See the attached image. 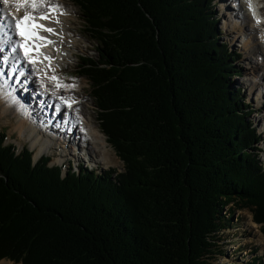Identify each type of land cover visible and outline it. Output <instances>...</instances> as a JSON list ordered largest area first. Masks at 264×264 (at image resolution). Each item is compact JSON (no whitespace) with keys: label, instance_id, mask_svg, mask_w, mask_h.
Wrapping results in <instances>:
<instances>
[{"label":"trees","instance_id":"obj_1","mask_svg":"<svg viewBox=\"0 0 264 264\" xmlns=\"http://www.w3.org/2000/svg\"><path fill=\"white\" fill-rule=\"evenodd\" d=\"M73 1L98 53L79 73L123 170L64 171L1 131L0 258L211 264L232 226L225 205L249 206L264 225L258 135L229 84L239 52L218 41L214 0Z\"/></svg>","mask_w":264,"mask_h":264},{"label":"bare ground","instance_id":"obj_2","mask_svg":"<svg viewBox=\"0 0 264 264\" xmlns=\"http://www.w3.org/2000/svg\"><path fill=\"white\" fill-rule=\"evenodd\" d=\"M50 2L52 4H59L65 13L59 14L53 12L51 15L54 17V20L46 21V25L53 28L56 34H44V36L54 43L45 44L41 42L40 44L43 45L41 47V53L50 56L52 58L51 62L49 63L48 60L43 59V55L36 53L32 54L33 59L37 61L35 65L29 64L27 59L28 65L26 61H24V64L20 63L18 65L16 62L19 60L20 53L24 54L23 51L19 52L17 50V53L10 54L8 51L10 44L12 45V39L15 36V20L13 19V15L23 17L24 10L17 11L14 6L15 0H9V4L7 5L3 3V0H0V29H3L2 34H0V47L4 49L0 52V57L2 55L5 57L8 53L7 57L9 58L6 63H0V72L3 73L0 75V111L3 114H7V112L14 114L18 117L15 122L18 123L17 126L22 124L30 114L26 109L25 102L18 98L19 94L17 92L18 90H24L29 94V89H25V87L31 83L39 93V96L32 98L33 101L37 100L39 104L42 100V104L39 106L42 108V113L46 118H43L45 125L53 127V131L58 134L72 135V139H74L76 145L80 144L83 146H78L79 149L77 150V155H75L67 147L62 148H65L70 153L62 152V148H59V145L55 142L42 140L39 145H35L41 140L40 137L38 138L35 135L29 134L28 131L21 133L19 131L20 127H18L17 129L20 134L27 133V138L31 139L30 148L34 151L35 158L41 155L46 149L52 148V150L56 151L55 160L65 161L68 157H74L75 161H77V167L83 166L87 160H91L88 162L94 165H98V163L102 166L115 164V153L108 145L106 137L99 125L95 122V117L89 111L92 108V103L88 98H84L83 95L84 87L87 86V78L80 77L78 80L73 81H65L63 79L64 73L62 71L70 64L71 57L74 53L72 49L80 44V37L73 30L76 10L65 0H50ZM249 3L252 5V10L249 9ZM220 6L224 8V11L230 9L227 11V17L224 19L225 26L231 28L236 40H241L242 46L249 56L246 57L248 59L247 69L249 68L252 73L249 79H246L245 86L248 93L251 94V97L256 100V108L261 109V116L259 115L261 124L259 128L264 129V0H232V3L229 5L225 6L223 3ZM233 7L239 12L234 11ZM46 10L43 9L41 11ZM253 10L255 11V15H253ZM55 20H58L59 23H56ZM257 20L260 23H257ZM243 35H245V39ZM25 65L26 70L21 68ZM15 66L18 67H16L17 70L14 72L12 68ZM254 68L255 70H260L255 72L253 70ZM7 69L8 73L6 72ZM53 75L58 78L62 85H74V87L57 88L56 81L51 79ZM18 85L23 87L17 88ZM53 91L56 92L55 96L52 95ZM59 97H64L68 103L72 104V107L69 108L67 103H62ZM50 103H52L53 112L56 111L58 104L62 106L64 114L68 113L70 120L67 122L62 120L60 122L57 116L55 118L51 117L52 113L47 116V107ZM7 121L11 122L9 117ZM57 124H59L58 127ZM263 129L261 130L262 133H264ZM22 144L23 142H20V145ZM83 144L86 146L84 147ZM83 160L84 162L82 163ZM246 224L247 227L248 225L251 227L255 224L250 213L247 214ZM261 235L259 234V237ZM4 260L1 259L0 264H12L8 260Z\"/></svg>","mask_w":264,"mask_h":264},{"label":"rangeland","instance_id":"obj_3","mask_svg":"<svg viewBox=\"0 0 264 264\" xmlns=\"http://www.w3.org/2000/svg\"><path fill=\"white\" fill-rule=\"evenodd\" d=\"M66 2H69L71 6L76 10V16L75 20L73 21V30L75 33L80 37V44L72 49L74 51L73 56L71 57L70 64L64 69L62 72L64 73L63 79L65 81H73L78 80L80 77H86L84 75H81L79 73L80 66H81V57L84 55H90L94 59L97 58V52L94 50L95 43L91 39L90 35L86 31V26L83 20V17L81 16L79 6L74 3L73 0H65ZM212 9L217 15V27L220 32V37L218 41H223V43L228 44V49L230 52L238 51L239 57L234 60V65L238 67V70L240 72H236L234 74H230L229 77V84L233 88H240L241 96L245 99V102L251 106L252 112L247 117V120L252 122V125L256 129V133L258 135V142H255L253 145V148L255 149V152L257 154V159L259 162L264 164V133H262V136L260 135V130L263 128H259L261 124V116L260 110L256 108V100L251 97V94L248 93L245 86L246 79L248 80L251 76L252 71L248 68L247 69V62L248 59L246 57H249L244 50L242 46L241 40H236V37H234V33L231 30L230 27H226L224 23L225 17H227V11L230 9L224 11V8H222L220 5L224 3L225 6L232 3V0H214L212 2ZM234 11H238L235 7H233ZM239 12V11H238ZM245 39V35H243ZM255 70V68L253 69ZM255 70V72L259 71ZM8 73V69L6 71ZM254 73V72H253ZM87 86L84 87L83 95L84 98H88V100L92 103V108L89 110L91 115L95 117V122L99 125L98 120V114H97V107L95 104L94 97L91 92V85L88 78L86 79ZM13 83V82H12ZM23 87V86H22ZM20 85L17 86V88H22ZM25 89H29V94H27L24 90H18V94L20 99H22L26 104V109L29 111V117L25 119V121L20 124L15 123L17 120V116L14 114H11L10 112H7V114H3L0 111V131H4L7 135L5 142L6 143H13L18 148H21L22 146H26L27 148L31 149V139L27 138L26 134H20L28 131L29 134L35 135L36 137H40V141H38L35 145H39L42 140H47L49 142H55L59 145V148L61 147H67L71 149V153H75V141L72 139V135L70 134H58L53 131V127L45 125L44 114L42 113V108L39 106L37 100L33 101L32 98L35 96H38L37 90H35L34 86L29 83ZM31 96V97H30ZM31 104V105H30ZM1 110V109H0ZM52 111V110H50ZM49 113V112H48ZM51 113V112H50ZM258 113V114H255ZM257 115V117H255ZM10 118L11 122H8L7 119ZM5 121V122H4ZM38 121V122H37ZM43 121V123H41ZM18 127H20L18 131ZM101 129V127H100ZM264 132V129H263ZM105 135V134H104ZM29 136V135H28ZM106 139L107 136L105 135ZM56 139V140H55ZM20 142H23L22 145H20ZM108 145L112 148L113 152L115 153V164H109L102 166L101 164L98 165V168H93L92 166L87 167L88 169H93L97 173H102L105 169H108L109 167L114 168L116 171L123 170V162L119 159V157L116 154V151L114 147L107 141ZM32 150V149H31ZM62 152L64 153H70L68 150H65V148H62ZM43 153L49 155L51 157V160L49 163H56L60 162L59 160H55L56 151L51 149H46ZM90 154V153H89ZM91 156V155H90ZM72 161V167L75 171H78V167L76 166L77 161H75L74 158L68 157L63 165L67 166L68 160ZM91 161V160H89ZM84 167V166H83ZM80 170V169H79ZM232 209V226L227 227L223 229L222 237L223 241L220 242L221 246L225 248V255L217 256L216 260H212L211 264H243L246 261L251 260V258L257 256L261 257L262 260H264V233L263 223H259L254 221V226L248 227L246 226V218L247 214L250 213L253 218V212L252 209L249 206H243L241 208L235 207L234 203H229L225 205L226 208ZM227 213V211H226ZM254 220V219H253ZM259 234H262L259 237ZM260 238V239H259ZM5 259L4 261L8 260L12 264H22L21 262H14L13 260H10L8 258H0Z\"/></svg>","mask_w":264,"mask_h":264},{"label":"snow or ice","instance_id":"obj_4","mask_svg":"<svg viewBox=\"0 0 264 264\" xmlns=\"http://www.w3.org/2000/svg\"><path fill=\"white\" fill-rule=\"evenodd\" d=\"M4 4H9V0H3ZM15 8L17 11L23 9L24 15L23 17H17L13 15V19L15 20V29L16 34L20 37V41L15 43L14 46L11 47V51L13 53L17 52L18 49H22L24 53V57L28 60L29 64L35 65L37 61L33 59L32 52L36 51L38 55H43V59L51 62V57L39 53V48L42 47V44H37V41L44 42L45 44L54 43L49 40L46 36L41 35L42 32H46L49 34H56L55 30L51 27H48L46 24L42 23V21L54 20V17L51 13H59L65 14L62 11V8L59 4H52L50 0H15ZM43 9H47L46 11H41ZM249 9L252 10V5L249 3ZM253 15H255V11L253 10ZM56 23H59L58 20H55ZM257 23H260L257 20ZM11 39V37H9ZM4 49L0 47V52ZM8 57H0V63H6L8 61ZM15 67L12 68V71H16ZM3 73L0 72V75ZM23 75V73H21ZM52 80L56 81V87H74V85H62L58 78L53 75L51 77ZM43 86V84H42ZM47 91V89H45ZM52 95L55 96L56 92L53 91ZM62 103H67L69 108L72 107L71 103H68L64 97H59ZM60 106H56V111L59 112Z\"/></svg>","mask_w":264,"mask_h":264}]
</instances>
